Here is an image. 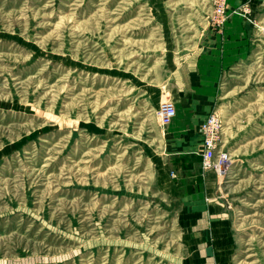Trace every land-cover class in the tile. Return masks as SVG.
<instances>
[{
  "label": "rangeland",
  "instance_id": "374dc122",
  "mask_svg": "<svg viewBox=\"0 0 264 264\" xmlns=\"http://www.w3.org/2000/svg\"><path fill=\"white\" fill-rule=\"evenodd\" d=\"M237 2L0 0V264H264V0ZM217 36L244 51L209 113L230 162L204 169L159 110Z\"/></svg>",
  "mask_w": 264,
  "mask_h": 264
},
{
  "label": "crops",
  "instance_id": "0c3cea01",
  "mask_svg": "<svg viewBox=\"0 0 264 264\" xmlns=\"http://www.w3.org/2000/svg\"><path fill=\"white\" fill-rule=\"evenodd\" d=\"M242 2H245V0H238L237 3ZM243 16L241 13L232 14L229 22V32H226L227 36L231 33V37L234 39V32L237 31L235 34L238 33L244 37ZM233 43L236 45L234 49ZM198 48L196 58L187 60L186 64L182 65V68L180 67L178 70L180 82L177 83L175 88L177 94V100L175 101L176 116L167 126L168 133L176 141L179 154L192 152L202 154L204 148L200 136L201 127L216 104L221 70L226 66L228 58H232L231 60L235 58V52L241 53L244 51V46L240 45L239 47L237 42H231L228 38L221 40L220 36L213 37L206 43L200 42ZM194 164V168L191 169L192 172H201L202 165L197 162H194ZM209 172V177L213 178L212 176H215V174H213V171ZM213 180L209 181L207 179L205 181L206 188L195 195L203 197L211 192ZM208 189L210 190L208 191ZM202 205L198 203L195 208L201 209ZM216 208V210H219L221 207L218 205ZM213 227L215 229L214 232L217 233L223 231L225 227L230 229L232 226L229 221H218ZM208 238L211 241H215V243H234L231 232L221 237H203V240H208Z\"/></svg>",
  "mask_w": 264,
  "mask_h": 264
},
{
  "label": "built area",
  "instance_id": "2783aa9c",
  "mask_svg": "<svg viewBox=\"0 0 264 264\" xmlns=\"http://www.w3.org/2000/svg\"><path fill=\"white\" fill-rule=\"evenodd\" d=\"M176 116V107L175 104L171 101L164 102L159 110V119L163 127L168 126L173 118ZM220 127V119L217 115L211 114L204 121L201 127V132L203 134V144L204 149L202 153V163L204 169H212L214 167H221L224 162H230L226 155H219L218 161H216V150L218 147V138L215 135V132Z\"/></svg>",
  "mask_w": 264,
  "mask_h": 264
}]
</instances>
